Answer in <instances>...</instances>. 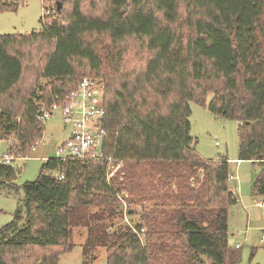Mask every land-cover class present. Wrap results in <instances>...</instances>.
<instances>
[{
	"label": "trees",
	"instance_id": "trees-1",
	"mask_svg": "<svg viewBox=\"0 0 264 264\" xmlns=\"http://www.w3.org/2000/svg\"><path fill=\"white\" fill-rule=\"evenodd\" d=\"M62 1L67 11L42 15L41 29L0 35V138L12 137L9 152L29 156L43 134L39 105L61 102L83 76L94 77L104 86L102 151L113 167L44 160L23 185L25 219L17 213L0 228V264L32 248L44 253L29 264H57L77 226L85 228L84 260L101 249L106 264H235L229 161L196 153L189 103L204 105L211 94L207 109L237 122V159L263 165L253 185L264 197V0ZM16 8L0 0V11ZM128 43L139 47L137 65L125 61ZM36 44L50 50L21 93L22 50ZM15 177L11 164H0L1 180Z\"/></svg>",
	"mask_w": 264,
	"mask_h": 264
},
{
	"label": "rangeland",
	"instance_id": "rangeland-1",
	"mask_svg": "<svg viewBox=\"0 0 264 264\" xmlns=\"http://www.w3.org/2000/svg\"><path fill=\"white\" fill-rule=\"evenodd\" d=\"M14 1L17 3L16 10L0 11V35L41 29L40 17L44 14L43 5L45 4L54 7L50 15H54L57 11V3L60 4V9L63 8V11H67V4L62 0ZM124 48L126 52L125 61L128 66L137 65L139 61L135 54L139 49L138 45L128 43L123 46ZM49 50L50 46L45 44L32 45L22 50L24 71L20 85H18L19 92H23L25 90L23 86L32 83V79L37 77L43 56ZM101 57L106 64L102 54ZM46 82L45 79H41L39 87L44 86ZM211 86L217 87V83H213ZM37 94H41L39 89ZM210 99L211 94H208L204 105L195 101L189 103L190 136L193 138L196 153L201 158H227L229 172L235 177L228 180V186L237 201L228 207L227 212L228 244L238 254L235 264H264V197L256 192L253 185L263 165L258 162L253 163L248 160L237 159V122L215 117L206 107V103ZM68 133V126L63 122L60 113L56 111L51 117L43 121V134L41 138L32 143L36 149L31 151L25 159L23 157L26 156V150L15 153L18 158L10 164L16 170V177L11 181L0 179V228L11 222L17 213L20 216V221L25 219L23 185L37 178L40 166L44 162L43 158L54 157L56 147L68 138ZM12 141V137L0 138V157L9 151ZM119 166H122L121 162ZM44 173L47 174L48 171L46 170ZM121 174L123 172L119 175ZM198 175L201 178L202 173L198 172ZM123 192L125 191L123 190ZM130 204L132 208L136 209V213L131 217L135 222L140 219L137 214L138 205L135 201ZM114 223L117 225L119 222L115 220ZM84 239L85 228L74 227L72 229L73 247L70 251L59 256L57 264H106V254L101 249L97 251L94 257L83 259L82 245ZM41 253L44 251L36 248L28 249L27 254L15 264H29L31 261L33 262L35 256Z\"/></svg>",
	"mask_w": 264,
	"mask_h": 264
},
{
	"label": "built area",
	"instance_id": "built-area-1",
	"mask_svg": "<svg viewBox=\"0 0 264 264\" xmlns=\"http://www.w3.org/2000/svg\"><path fill=\"white\" fill-rule=\"evenodd\" d=\"M54 7L48 4L43 5V13L50 15ZM54 10V9H53ZM43 14V15H44ZM104 86L101 80L83 76L76 87L65 94L61 102H52L48 107L39 105L37 119L43 123L51 117L54 112H59L65 125L69 128L68 138L55 149V158L61 160H106L107 170L112 169V161L102 151L104 130L101 120L104 113L103 108ZM38 144V143H37ZM36 146H32L34 151ZM14 152H7L0 157V164H10L17 159ZM24 159L27 157H23ZM47 158H43L46 160ZM53 176L62 178L57 172H50ZM230 178H235L232 174ZM124 222L129 225L135 233V226L127 217L126 204L122 202ZM142 232V229L139 231ZM139 234V233H138ZM238 247V245H236Z\"/></svg>",
	"mask_w": 264,
	"mask_h": 264
},
{
	"label": "water",
	"instance_id": "water-1",
	"mask_svg": "<svg viewBox=\"0 0 264 264\" xmlns=\"http://www.w3.org/2000/svg\"><path fill=\"white\" fill-rule=\"evenodd\" d=\"M56 9H57V11L60 10V4H59V3H57V7H56Z\"/></svg>",
	"mask_w": 264,
	"mask_h": 264
},
{
	"label": "crops",
	"instance_id": "crops-1",
	"mask_svg": "<svg viewBox=\"0 0 264 264\" xmlns=\"http://www.w3.org/2000/svg\"><path fill=\"white\" fill-rule=\"evenodd\" d=\"M261 203V202H260Z\"/></svg>",
	"mask_w": 264,
	"mask_h": 264
}]
</instances>
